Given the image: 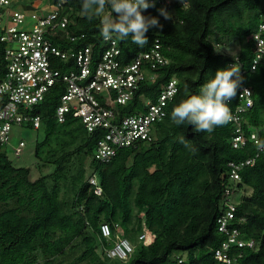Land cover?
<instances>
[{
    "label": "trees",
    "instance_id": "trees-1",
    "mask_svg": "<svg viewBox=\"0 0 264 264\" xmlns=\"http://www.w3.org/2000/svg\"><path fill=\"white\" fill-rule=\"evenodd\" d=\"M35 3L28 0L27 5ZM161 8L171 19L160 15ZM105 11L111 13V8ZM64 12L70 18L68 31L84 35L81 44H101L104 12L85 15L82 0H66ZM142 14L156 17L163 28H150L143 48L130 36L118 39L122 54L127 59L147 51L159 38L170 64L155 84L142 86L132 104L120 110L133 112V103L140 105L143 97L155 100L160 84L175 77L178 92L166 106L165 118L153 126L150 141L120 148L102 162L95 153L100 133L87 131L71 116L58 122L54 111L63 88L52 89L34 110L43 131L33 151L40 175L31 179V169L15 166L0 146V264H216L213 251L224 240L216 219L227 163L254 156L256 145L233 148L230 122L211 133L195 132L192 125H176L171 112L199 95L216 71L237 57L247 70L242 84L253 100L244 123L264 125V57L249 71L255 55L252 34L264 23V0H155V7ZM261 35L264 38V29ZM230 41L238 44L236 52L222 47ZM3 71L0 45V74ZM45 166L48 172L42 171ZM92 175L102 187L101 195L89 184ZM239 187L236 226L244 239L254 241V247L242 249L240 262L264 264V152L241 171ZM104 222L111 226L110 239L100 233ZM143 230L153 240L134 243L127 259L105 255L104 247L115 233L127 238L136 233L138 238Z\"/></svg>",
    "mask_w": 264,
    "mask_h": 264
},
{
    "label": "built area",
    "instance_id": "built-area-1",
    "mask_svg": "<svg viewBox=\"0 0 264 264\" xmlns=\"http://www.w3.org/2000/svg\"><path fill=\"white\" fill-rule=\"evenodd\" d=\"M169 3L172 0H161ZM20 0L0 3V45L4 71L0 74V146L11 145L13 130L39 129L40 115L34 113L46 95L63 88L55 107L58 122L68 116L81 121L89 132H99L95 146L96 157L110 161L120 148L135 146L153 138V126L167 114L166 106L178 92L177 79L171 77L160 84L155 100L142 99L133 112L120 107L134 101L144 85L155 84L170 58L163 53V45L155 38L152 47L126 59L118 39L101 44H81L84 35L68 31L70 18L64 12L66 0L34 6L24 10ZM252 34L254 57L249 67L253 72L264 57V23ZM73 44L78 46H73ZM236 64L241 76L247 71L240 60L233 57L228 66ZM237 102L230 105L233 120L232 147L239 149L247 143L256 145L254 156L229 161L222 181L221 213L216 219L218 232L224 240L213 251L216 264H241L242 249L254 247L253 240L242 237L236 226V212L242 193L239 183L241 171L254 165L256 157L264 152V125H245L244 115L253 104L251 90L245 84L237 90ZM246 126V128H244ZM250 130V131H249ZM263 134V135H262ZM262 135V136H261ZM23 139L11 145L13 153L20 155ZM95 195H101L102 187L95 175L88 179ZM243 219H238L241 222ZM118 230L119 226L115 224ZM100 233L106 239L113 237L110 224H100ZM110 246L104 247L109 258L127 259L134 245L129 238L114 234ZM138 240L150 243L153 236L146 230ZM179 262L182 259H178Z\"/></svg>",
    "mask_w": 264,
    "mask_h": 264
},
{
    "label": "clouds",
    "instance_id": "clouds-1",
    "mask_svg": "<svg viewBox=\"0 0 264 264\" xmlns=\"http://www.w3.org/2000/svg\"><path fill=\"white\" fill-rule=\"evenodd\" d=\"M6 2L7 0H0V3ZM106 7L111 8V13L102 17L100 29L105 42L113 40L114 36L120 40L130 36L134 44L143 48L148 44V30L152 27L163 28L156 17L142 14L155 7V0H82L85 15L91 13L99 16ZM158 12L166 20L171 19L164 8L158 9ZM112 13L116 14L115 19ZM242 83L240 66L234 64L217 70L214 78L202 86L199 95H191L173 108L172 121L176 125H192L195 132L207 133L228 124L233 120L228 102L236 97Z\"/></svg>",
    "mask_w": 264,
    "mask_h": 264
},
{
    "label": "rangeland",
    "instance_id": "rangeland-1",
    "mask_svg": "<svg viewBox=\"0 0 264 264\" xmlns=\"http://www.w3.org/2000/svg\"><path fill=\"white\" fill-rule=\"evenodd\" d=\"M35 5L41 6L44 5L45 3H52V0H35ZM28 0H20L19 4L24 10H29L31 8H34V6H28L27 5ZM108 11L104 12V15H108ZM222 47H224V50H227L231 53L236 52L238 50V44L235 41H230L228 45L222 44ZM13 138L12 141H10L11 145H16L19 139H23L24 141V146L21 154L19 156H16L13 153L12 146L7 145L3 146V150L6 151L9 159L12 161V163L15 166H25L29 167L31 169V179H36L39 175L40 172L37 171V166H36V159L34 157L33 151H34V145L36 140H40L43 137V131L41 129L39 130H33L30 128H22L18 131L13 130ZM51 169V167H49ZM43 172H48V167H42ZM119 233L121 234V230H119ZM130 239L131 243L134 245V243H139L140 241L137 238V234L134 233L131 236H128ZM112 244V243H111ZM111 244L108 243L106 246H110Z\"/></svg>",
    "mask_w": 264,
    "mask_h": 264
}]
</instances>
